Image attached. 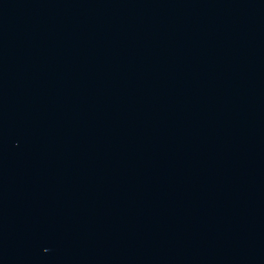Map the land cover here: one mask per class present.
<instances>
[{
    "label": "water",
    "instance_id": "95a60500",
    "mask_svg": "<svg viewBox=\"0 0 264 264\" xmlns=\"http://www.w3.org/2000/svg\"><path fill=\"white\" fill-rule=\"evenodd\" d=\"M0 264H264V0H0Z\"/></svg>",
    "mask_w": 264,
    "mask_h": 264
}]
</instances>
